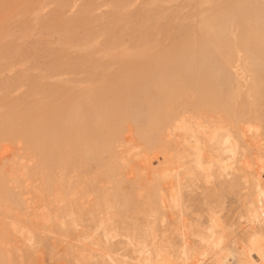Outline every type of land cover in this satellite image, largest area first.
I'll return each mask as SVG.
<instances>
[{
	"label": "bare ground",
	"instance_id": "6f19581e",
	"mask_svg": "<svg viewBox=\"0 0 264 264\" xmlns=\"http://www.w3.org/2000/svg\"><path fill=\"white\" fill-rule=\"evenodd\" d=\"M263 103L264 0H0V264H264Z\"/></svg>",
	"mask_w": 264,
	"mask_h": 264
},
{
	"label": "rangeland",
	"instance_id": "374dc122",
	"mask_svg": "<svg viewBox=\"0 0 264 264\" xmlns=\"http://www.w3.org/2000/svg\"><path fill=\"white\" fill-rule=\"evenodd\" d=\"M262 107L264 106V103L261 105ZM257 138V137H256ZM259 137H258V143H262V141L260 140L259 142ZM260 143V144H261ZM259 147V148H258ZM256 154L262 159V161H259L258 164L261 166V167H264V146L261 144L257 146V149H256Z\"/></svg>",
	"mask_w": 264,
	"mask_h": 264
}]
</instances>
